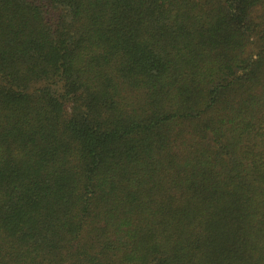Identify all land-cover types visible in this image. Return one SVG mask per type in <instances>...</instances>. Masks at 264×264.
Here are the masks:
<instances>
[{"label": "trees", "instance_id": "1", "mask_svg": "<svg viewBox=\"0 0 264 264\" xmlns=\"http://www.w3.org/2000/svg\"><path fill=\"white\" fill-rule=\"evenodd\" d=\"M0 264H264V0H0Z\"/></svg>", "mask_w": 264, "mask_h": 264}]
</instances>
